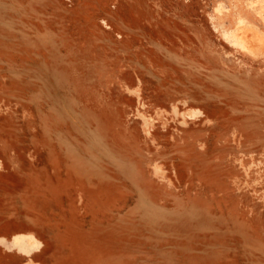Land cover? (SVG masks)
<instances>
[{"label":"rangeland","instance_id":"rangeland-1","mask_svg":"<svg viewBox=\"0 0 264 264\" xmlns=\"http://www.w3.org/2000/svg\"><path fill=\"white\" fill-rule=\"evenodd\" d=\"M0 264H264V0H0Z\"/></svg>","mask_w":264,"mask_h":264}]
</instances>
